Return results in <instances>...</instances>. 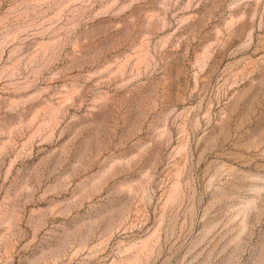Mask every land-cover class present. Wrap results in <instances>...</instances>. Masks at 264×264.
Here are the masks:
<instances>
[{
  "label": "rangeland",
  "instance_id": "374dc122",
  "mask_svg": "<svg viewBox=\"0 0 264 264\" xmlns=\"http://www.w3.org/2000/svg\"><path fill=\"white\" fill-rule=\"evenodd\" d=\"M0 264H264V0H0Z\"/></svg>",
  "mask_w": 264,
  "mask_h": 264
}]
</instances>
